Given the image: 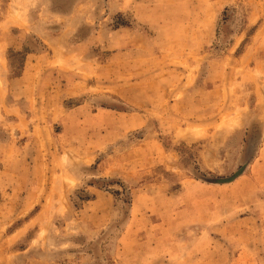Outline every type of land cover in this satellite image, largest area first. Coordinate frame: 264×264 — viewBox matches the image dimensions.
I'll return each mask as SVG.
<instances>
[{
  "label": "rangeland",
  "instance_id": "rangeland-1",
  "mask_svg": "<svg viewBox=\"0 0 264 264\" xmlns=\"http://www.w3.org/2000/svg\"><path fill=\"white\" fill-rule=\"evenodd\" d=\"M0 264H264V0H0Z\"/></svg>",
  "mask_w": 264,
  "mask_h": 264
}]
</instances>
